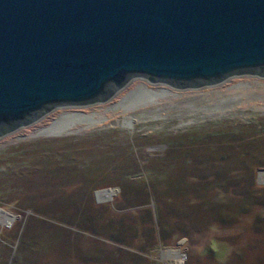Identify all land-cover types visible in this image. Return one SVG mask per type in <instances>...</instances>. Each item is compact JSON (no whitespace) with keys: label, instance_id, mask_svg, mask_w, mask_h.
<instances>
[{"label":"rangeland","instance_id":"1","mask_svg":"<svg viewBox=\"0 0 264 264\" xmlns=\"http://www.w3.org/2000/svg\"><path fill=\"white\" fill-rule=\"evenodd\" d=\"M143 82L170 86L74 108L129 93L87 131L35 136L58 107L0 138V264H264V78Z\"/></svg>","mask_w":264,"mask_h":264},{"label":"water","instance_id":"2","mask_svg":"<svg viewBox=\"0 0 264 264\" xmlns=\"http://www.w3.org/2000/svg\"><path fill=\"white\" fill-rule=\"evenodd\" d=\"M264 78V0H0V138L134 78Z\"/></svg>","mask_w":264,"mask_h":264},{"label":"bare ground","instance_id":"3","mask_svg":"<svg viewBox=\"0 0 264 264\" xmlns=\"http://www.w3.org/2000/svg\"><path fill=\"white\" fill-rule=\"evenodd\" d=\"M137 79L146 80L145 78H135V80H137ZM135 80L134 79L131 80L130 83L128 85H126L123 89H121L120 91L127 88ZM158 84H160V83H158ZM139 87H143L146 90V92H150L151 94H162V93H171V92L173 93L174 92L173 89H171L172 86L171 87L170 86H167V87L159 86L156 88H151L148 86V84L143 82V83L139 84ZM119 92L116 95H118ZM133 92H134V90H132L130 92V95ZM128 95H129V93L127 95H125L115 105H110V106L101 105V106L93 108L90 112H86V111H82V110H76L74 108L87 107V106L89 107V106L94 105V104L98 105L97 103H101V102H96V103L87 104V105L56 106L52 111H59L56 109L58 107L60 109H62V111L61 112L59 111L57 114H55V116H53L51 118L50 123L42 125V126L41 125L38 126L36 128V130L34 131V135L35 136H49L50 137V136H58V135H65V134H73L75 132L78 133V131L80 132L83 130L87 131L93 127L96 128V126H98L99 124H101L104 121H106L107 119H109L108 113L111 112V114H114L117 111L116 109H119V108L127 109L126 103L129 102V101L127 102V98L129 97ZM66 109H68V110H66ZM114 110H116V111H114ZM45 116L42 117V119L45 118ZM122 120L123 121L119 120L122 122L121 124H124V125L129 124V126H132V125L134 126V124L138 121V117L131 116L130 114H125ZM262 175H264V172L260 173V176H262ZM107 190H109V189H107ZM103 191H106V190H103ZM103 191H101V192H103ZM163 255L167 258H176V260L180 263H182L186 257V255L184 253H182L179 249L166 250L163 252Z\"/></svg>","mask_w":264,"mask_h":264}]
</instances>
